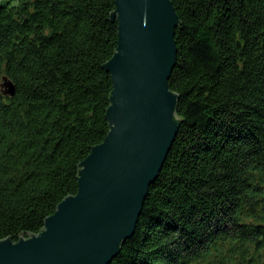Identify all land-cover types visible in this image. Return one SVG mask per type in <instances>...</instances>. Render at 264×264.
Instances as JSON below:
<instances>
[{"label": "trees", "instance_id": "16d2710c", "mask_svg": "<svg viewBox=\"0 0 264 264\" xmlns=\"http://www.w3.org/2000/svg\"><path fill=\"white\" fill-rule=\"evenodd\" d=\"M180 125L109 264H264V0H171ZM114 0H1L0 239L37 233L108 132Z\"/></svg>", "mask_w": 264, "mask_h": 264}, {"label": "water", "instance_id": "95a60500", "mask_svg": "<svg viewBox=\"0 0 264 264\" xmlns=\"http://www.w3.org/2000/svg\"><path fill=\"white\" fill-rule=\"evenodd\" d=\"M117 45L110 74L108 132L78 164L77 192L37 233L0 239V264H109L135 230L149 186L177 134L179 95L169 87L179 17L171 0H114ZM2 94L12 96L8 77Z\"/></svg>", "mask_w": 264, "mask_h": 264}, {"label": "rangeland", "instance_id": "374dc122", "mask_svg": "<svg viewBox=\"0 0 264 264\" xmlns=\"http://www.w3.org/2000/svg\"><path fill=\"white\" fill-rule=\"evenodd\" d=\"M1 1V0H0Z\"/></svg>", "mask_w": 264, "mask_h": 264}]
</instances>
